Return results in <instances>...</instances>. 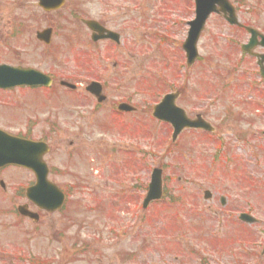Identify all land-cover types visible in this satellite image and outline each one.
Returning a JSON list of instances; mask_svg holds the SVG:
<instances>
[{
	"label": "rangeland",
	"instance_id": "374dc122",
	"mask_svg": "<svg viewBox=\"0 0 264 264\" xmlns=\"http://www.w3.org/2000/svg\"><path fill=\"white\" fill-rule=\"evenodd\" d=\"M232 1L241 7L239 20L264 33V0ZM71 9L82 11L85 18L101 19L108 28L119 31L121 46L104 43L97 49L82 23L73 22L67 14L60 19L47 14L33 0H0V61H8L11 56L1 39L9 37L18 22H24L23 38L18 43L9 39L11 47L19 46L22 53L30 52L35 57L44 50L47 61L90 58L97 52L102 60H117L123 70V76L117 77L123 87L119 95H132L141 112L134 125L91 130L93 191L81 192L75 199L84 204L97 200L98 207L89 215L86 209L76 212L78 219L94 223L82 232L89 251L74 255L75 244L70 241L66 244L67 263L221 264L215 257L222 251L259 249L264 243V79L258 74L255 59L239 63V43L247 39V34L212 15L198 43L200 59L189 68L182 43L189 29L187 22L195 17L193 0H68L65 11ZM49 26L59 30L52 49L36 39L37 31ZM236 41L237 46L231 44ZM35 57L29 60L40 62ZM125 63L129 65L127 70ZM164 79L168 80L166 84ZM174 88L182 89L179 104L191 117L201 113L216 128L215 136L183 131L178 142L171 143L168 125L153 119L148 109ZM14 108H4L5 120L20 119L22 114ZM23 124L17 120L5 122L13 129ZM217 138L224 141L223 155L229 160L226 165L222 156L217 164L212 163ZM119 145L129 152L134 147L139 165H131L132 153L122 152ZM155 166H164L165 176L171 178L168 191L186 199L172 207L142 209L143 192L136 186L149 183ZM207 189L213 195L208 200L203 195ZM222 196L228 200L227 207L221 204ZM242 210H250L261 220L259 225L246 227L250 234L237 224ZM176 213L182 222L174 218ZM239 239L245 243H237ZM61 248L60 244L39 239L25 250H30L29 258L57 257L62 263L57 255Z\"/></svg>",
	"mask_w": 264,
	"mask_h": 264
},
{
	"label": "flooded vegetation",
	"instance_id": "af4514ba",
	"mask_svg": "<svg viewBox=\"0 0 264 264\" xmlns=\"http://www.w3.org/2000/svg\"><path fill=\"white\" fill-rule=\"evenodd\" d=\"M64 14L66 12L63 10L51 13L59 19ZM69 15H80V12L72 10ZM97 20L102 26H107L101 19ZM22 33L23 31H20V35L17 33L11 38L18 43V40L23 38ZM9 39V37L1 39L4 46L8 45ZM104 43L111 47L114 45L112 40L104 39L95 41L94 47L98 49ZM6 48L7 54H11L10 59L0 61V64H10L17 68L33 67L43 75L9 88H2L0 82V151L8 152L6 132L20 139L44 144L42 149L45 153L42 160L47 164V178L53 186H47L42 192L55 198L62 193L65 196V203L57 211L42 209L28 197L27 193L37 183L36 171L17 165L2 167L0 264H19L27 260L24 257L27 255L24 248L32 246L39 239L40 241L44 239L47 244L62 245L57 255H60L63 262H58L59 260L56 262V257H49V260L38 261L35 264H66L65 259L69 257L66 244L70 241L75 244L84 241L85 235L82 232L91 224L82 218L78 219L75 216L76 212L83 206L89 210L97 207V200L93 199L84 204L75 199L81 192L93 191L92 177L95 169L92 167L93 159L89 156L91 130L97 127L102 130L115 129L122 128L123 124H133L141 109L138 111L132 95L128 94L126 97L119 95L123 87L119 85L121 82L117 77L123 76V70L117 60L114 62L111 58L102 60L97 52L96 56L90 58L47 61L45 57L48 54L44 50L40 56L35 57L30 52L22 53L23 50L19 46L15 49H9L8 46ZM33 57L40 62L30 61ZM94 62L93 67L90 63ZM128 66L125 63L124 70H127ZM95 81L101 86L99 95H94L88 90L89 85ZM3 103L11 109H15L14 107L18 109L17 111L22 114L20 119L10 117L9 121H23V127L10 129L5 125ZM122 103L133 105L136 109L121 110ZM119 148L123 150L122 152L128 150L121 145ZM10 173L14 174L13 183L10 182L12 180ZM28 212L35 215H27ZM217 259L223 260L221 264H264V251L223 253Z\"/></svg>",
	"mask_w": 264,
	"mask_h": 264
},
{
	"label": "water",
	"instance_id": "95a60500",
	"mask_svg": "<svg viewBox=\"0 0 264 264\" xmlns=\"http://www.w3.org/2000/svg\"><path fill=\"white\" fill-rule=\"evenodd\" d=\"M43 2V1H42ZM197 2V8L196 13L197 17L195 20L189 22L191 24V28L189 30V37L187 41L184 43V48L186 50L187 56H188V65L191 66L192 63L197 59L198 57V51H197V42L200 38V33L205 27V22L207 18L210 16V13L212 11L216 12H224L226 19L231 24H237V19L235 15V11L230 4L229 0H196ZM60 3L57 1L56 4ZM43 5V3H41ZM217 5H219L220 9L217 8ZM229 14V16L227 15ZM87 25L89 27H93V22H87ZM254 33V31H252ZM50 35V31L47 33L39 34L40 38H45ZM264 45V43H263ZM251 45H246L244 48L246 50H249V47ZM264 60V59H263ZM262 60V61H263ZM262 61L259 63L263 65ZM28 71L25 70H16V69H8L6 71L3 67H0V76H1V86L3 87H9V84H16L19 83V81L22 79V77L27 75ZM262 74L264 75V69H262ZM178 94H172L171 96H167L164 98L163 102L160 103V105L156 106L155 108V116L159 119H164L169 122H173L175 126V132L177 135L179 131L183 129V127H200L205 128L207 130H212L210 125L205 121L199 118L196 121H189L186 116L184 110H181L176 106V98ZM28 155L25 154L24 150H19L15 146L12 147L8 151V160H5L4 158L1 159V161H4V163H17V164H23L27 161ZM29 160V159H28ZM0 161V163H1ZM29 162V161H28ZM31 164V163H30ZM154 180L152 184L150 185L151 191L148 194V197L145 201V206L147 203L154 199V197L159 198L158 196L161 195V176L160 171L156 170L153 174Z\"/></svg>",
	"mask_w": 264,
	"mask_h": 264
}]
</instances>
